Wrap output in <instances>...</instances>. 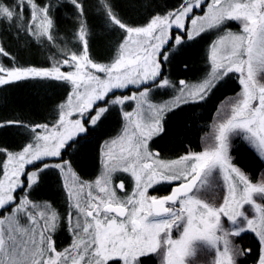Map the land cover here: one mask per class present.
<instances>
[{"label": "snow or ice", "instance_id": "6c2138e0", "mask_svg": "<svg viewBox=\"0 0 264 264\" xmlns=\"http://www.w3.org/2000/svg\"><path fill=\"white\" fill-rule=\"evenodd\" d=\"M79 21L72 34L79 47L60 49L63 59L52 57L51 67L0 64V86L27 80H53L71 85L67 99L57 106L51 124L26 125L0 122V127L20 126L31 142L19 151L0 147V264H144L159 254L162 264H190L198 251L215 253L212 264H236L251 252L234 242L253 234L259 244L257 264H264V177L253 181L233 163L231 136H239L264 159V0H182L174 10L150 16L134 26L103 0L108 22L123 33L111 63L94 62L89 55V31L83 0H68ZM52 0H0V24L37 41L56 45ZM190 22V27L186 24ZM238 22L241 30H228ZM209 29L223 32L209 46L211 70L201 82L179 81L173 104H153L152 87H174L162 77L168 50L196 40ZM0 55H10L0 43ZM67 66L72 71H62ZM94 70V71H93ZM97 73L104 74L103 78ZM239 74L241 92L225 105L226 114L214 126V143L201 152L189 151L165 162L149 150V141L165 132V117L174 107L205 101L229 74ZM129 85L142 88L132 96L109 93ZM136 101L134 111H123L124 126L101 147L104 171L94 182L82 181L64 154L78 137L95 130L107 118L110 106ZM98 102H103L100 106ZM218 114L220 109L217 110ZM77 114L79 118H73ZM50 158L58 162L49 163ZM31 167V170L29 169ZM50 169L63 178L70 211L66 226L71 243L58 249L53 235L62 217L50 202L31 198ZM130 173L131 194L121 198L125 184L113 185V174ZM222 178V203L201 197ZM180 183L170 195H149L160 182ZM24 195L17 200L16 193ZM227 222V227L225 223ZM179 232L173 238V231Z\"/></svg>", "mask_w": 264, "mask_h": 264}, {"label": "trees", "instance_id": "16d2710c", "mask_svg": "<svg viewBox=\"0 0 264 264\" xmlns=\"http://www.w3.org/2000/svg\"><path fill=\"white\" fill-rule=\"evenodd\" d=\"M181 2L182 0H110L115 11L126 22L133 23L134 26L146 23L152 15L174 10ZM52 3L54 4L56 45L53 46L47 41H37L23 31L17 32V29L12 26L0 24V43L10 53L8 57L0 55V64L6 67H11L13 63H16L19 66L46 68L54 62L50 58L63 59L60 49L75 51L79 47L72 39V34L79 23L73 6L68 0H52ZM83 3L89 31L90 58L98 63H111L118 42L122 38V32L113 28L108 22L102 6L103 0H83ZM99 39H102L101 47L98 44ZM205 41L203 36L188 41L189 43L184 46L189 45L191 49L189 48L183 52L184 54L182 53L183 55L171 59L170 63L168 60L165 70L162 64V74L167 71L168 77L172 80L180 78L194 80L201 77L202 72H207L206 47L208 42ZM192 51L194 54L187 57L186 54ZM195 64L198 65L200 72L197 77L193 72ZM229 77L233 76L229 75ZM227 80L228 78L220 81L205 101L187 103L169 112L165 117V132L151 142V147L165 156L172 155V159L179 158L189 151L199 152L200 140L207 133L217 108L225 97L233 95L237 91V89L226 85ZM67 92L66 84L53 80H27L0 86V122L22 121L26 125L51 124L57 118V106L65 101ZM129 92L130 89L120 95L129 94ZM109 97L111 95L107 98L109 99ZM99 104L101 106L103 102H99ZM115 112L112 117L108 115L94 131L90 128L87 135L78 137V143L64 154L63 158L72 162L73 170L82 181L91 183L100 174V145L105 138L114 135L121 128L122 116L118 110ZM29 142H31V134L26 128L20 126L0 127V147L10 151H19ZM233 154H235L233 163L244 172L249 173L250 178L254 181L264 168L263 161L252 155L248 149H244L243 152L235 150ZM246 154L252 155V165H248L250 161L243 156ZM2 162L3 158L0 154V163ZM51 162H58V158ZM1 172L2 168H0V175ZM47 174L51 179V184L46 186L41 184V188L38 187L36 191H33L31 198L39 202L52 203L62 217L59 227L64 226L67 213L64 206L68 203V197L63 191L57 171L50 169ZM16 196L18 197V195ZM57 198L61 199L63 209L57 202ZM59 227L53 235L55 241ZM253 237L251 233L243 237L244 246L252 247L249 255L250 260L257 253ZM66 240L67 235L64 241ZM56 244L59 243L56 241ZM143 259L144 264H157L152 256Z\"/></svg>", "mask_w": 264, "mask_h": 264}, {"label": "rangeland", "instance_id": "374dc122", "mask_svg": "<svg viewBox=\"0 0 264 264\" xmlns=\"http://www.w3.org/2000/svg\"><path fill=\"white\" fill-rule=\"evenodd\" d=\"M209 2H210V0H209ZM206 7H207V5L204 7V10H206ZM202 14L203 13H201L199 15H202ZM186 26L190 27V22L187 23ZM228 30L233 31V32H239L241 30V27H240L238 22H230V24L228 26ZM222 34H223V32H221V31H219L217 29H209V30H207V31H205L204 33L201 34V36H203L204 39L206 40L205 42L206 43L208 42L207 47H206L207 72L206 71L204 73L202 72L201 73L202 74L201 77L196 78L194 80L182 79V78L177 79V80H172L171 78L168 77V72L164 71L163 74H162V77L163 78H167L169 81H171V83L174 85V87H164V88L152 87L150 95H149L150 102L153 103V104H157V105H161V104H164V103H169V104H173V106H174V98L177 95H179L178 88H179V81L180 80H185L190 85H194V84H197V83L201 82L204 78H206L208 73L211 70L210 62L208 60L209 46H210V44L213 41H215ZM122 35H123V33H122ZM101 40L102 39H99V42H98L99 47H101V42H100ZM188 43L189 42H186L184 45H187ZM184 45L182 47H179V48H171V49L168 50L169 63H170L171 59L176 58L177 56H181V54L183 52H185L187 49L190 48L189 45L188 46H184ZM193 54H194V51L187 53L186 56L190 57ZM57 59H60V58H57ZM168 60L163 63L164 70L166 69V66L168 64ZM51 65H50V67H51ZM162 69H163V67H162ZM61 70L62 71H72L74 69H71V68H68L67 66H65V67H62ZM193 72L195 74V77L200 75L199 74L200 72H199L197 64H195V69H194ZM97 75H100L103 78L104 74L97 73ZM229 75H232L233 77H231V78L229 76L226 77V78H228L226 85L229 86L230 88L237 89V91L233 95L225 97L224 100L219 105V107L217 108V110L220 109V112L218 114V111L216 110L215 115L213 117V120H212L211 124L208 127L207 133L201 138V140H200V151L199 152L203 151L206 147H208V146H210V145H212L214 143V139H213L214 134H215L214 126L218 122V120H221V119L224 118V116L226 114L225 105H227L230 102H232L234 100V98H236L237 95L241 92V85L239 84V79H238L239 74L232 73V74H229ZM226 78H224V79H226ZM56 82H58V81H56ZM59 83L64 84V85L66 84V86H68V92H67V95H66V99H67L68 94L71 92V85H69L67 83H64V82H59ZM129 89H130L129 94L120 95V93H124L127 90H129ZM141 90H142V88H139L136 85H129L128 87L123 88V89H115V90H113V92H112L113 94L109 93V95H111V97H109V99L106 97V99L110 100V99L115 98L116 96H132L134 94H138L139 91H141ZM114 93H116V94H114ZM183 105L184 104L182 103L180 105V107L183 106ZM101 106H103V105H101ZM135 107H136V101H131V100L125 102L124 105L110 106V111L107 114V116L109 115V116L112 117V115L116 113L115 112L116 110H118L120 112L121 116H122V112L123 111H134ZM177 108H179V107H174V110H176ZM73 118L75 119V118H79V117H78L77 114H74ZM123 126H124V120H123V116H122V118H121V126H120L121 128L119 129V131L117 133H115L114 135L108 136L107 138H105L102 141L101 145H100L99 157H100V168H101V170H100L99 176L104 171V163H103L104 158L101 155V147H102V145L104 144L105 141H108V140L116 138L121 133V131L123 129ZM156 137L157 136L153 137L149 141V150L150 151L152 150V148L150 147V144H151L152 140L154 138H156ZM244 149H248L252 153V155H255L256 157H259L263 161V164H264V159L261 158V154L258 153L254 148L249 146V144L246 141H244L239 136H235V135L231 136L229 154L232 157L233 161L235 159V156H234L235 154H233V152L235 150L238 151V152H240V151L243 152ZM252 155L251 154L250 155L249 154L243 155L248 161H250V163H248V161L244 160L246 163H248V165H252V160H251ZM243 156H242V158H243ZM2 158H3V161H4L6 159V156L2 154ZM55 159H57V158H50L48 160V162L52 163L51 161L55 160ZM28 170H31L30 166H29ZM56 171H57L58 177L61 180V185H62L63 191L66 194V191H65V188H64V183H63V178L60 176L58 170H56ZM246 174L250 177L249 173H246ZM1 175H2V172H1ZM215 175H216V182L214 183V185L210 189H208L207 191H202L200 195H201L202 198H204L209 203L220 204V203H222L223 196L225 195V186L223 184V181H222V178L220 177V175L218 173H216ZM262 177H264V168H263L261 173L258 175V177L254 181H258ZM121 178L125 179V181H126V185H125L126 190L123 193L117 192V195L120 196L121 198H124L126 195L131 194V192L133 191L134 178L130 175V173L117 172V173L113 174V185H115L116 181L120 180ZM50 180L51 179H50L49 175L46 174L44 176L42 184L45 185V186L47 184H51ZM174 182H178V181H174ZM171 183H173V182H171ZM167 184H170V183L169 182H160L158 184H154L153 187L149 189V191H153V192H151V193L148 192V194L155 196V194H153V193L157 192L156 189L160 188L162 186H165ZM41 186H39V188H41ZM33 191H36V189L33 190ZM33 191H31V196H32ZM16 195H18L17 200H19V198L22 197L24 195V193L18 191L16 193ZM33 198H34V196H33ZM57 202L60 204L61 209H63V203H62L61 199L57 198ZM64 207L67 210V212L70 211V209L68 207V203H66ZM0 214L7 215L8 213H3L2 210H0ZM66 223L67 222H66V219H65V225L59 227L58 233L56 235V241L59 243L58 245L56 244L58 249H62L64 247H67L71 243V235L68 232ZM225 226L226 227L228 226L227 222L225 223ZM66 235H67V240L64 241L66 239ZM178 236H179V232L174 230L173 231V238H177ZM53 239H54V236H53ZM234 242H235V238H234ZM151 256L154 257V259H155L154 261L157 262V264H162V258H161V256L159 254H153ZM214 257H215V253L214 252H210L208 250L202 249V250L198 251V253H197L196 257L194 258V260L190 261V264H212V261L214 260ZM239 258H241V256L237 257L236 264H237V261H238Z\"/></svg>", "mask_w": 264, "mask_h": 264}, {"label": "flooded vegetation", "instance_id": "af4514ba", "mask_svg": "<svg viewBox=\"0 0 264 264\" xmlns=\"http://www.w3.org/2000/svg\"><path fill=\"white\" fill-rule=\"evenodd\" d=\"M209 2V0H205V3H204V5L202 6V8H199V9H195V14L196 15H199V14H201V13H203V11H204V7L207 5V3ZM159 136V135H158ZM157 136V137H158ZM155 139V138H154ZM153 139V140H154ZM152 140V141H153ZM150 147H151V144H150ZM152 148V152L153 153H158V158H159V160H163V161H165V162H168V161H173V160H176L177 158H175V159H172L173 157H172V155L171 156H165V155H163L160 151H158L157 149H155V148H153V147H151ZM174 156H177V155H174ZM123 182L125 185H126V181H125V179H120V180H117L116 181V183H115V185L118 183V182ZM180 182L178 181V182H173V183H170V184H167V185H165V186H162V187H160V188H157L156 190H157V192L156 193H153V194H155V196L156 197H163V196H167V195H169L170 193H171V191H172V188L174 187V186H176V185H178ZM125 190H126V187H125ZM124 190V191H125ZM123 191V192H124ZM123 192H121V193H123ZM150 193L151 192H153V191H149ZM254 236V235H253ZM254 238V240H255V242H256V246H257V253H256V255L253 257V259H251L250 260V258H249V255H250V253L249 254H247V255H245V256H241V258H239L238 259V261H237V264H257V259H258V255H259V244H258V241L256 240V238L255 237H253ZM235 243L237 244V245H239L240 247H243V248H249V247H246V246H244V243H243V239H239V238H235ZM250 246V245H249ZM250 249H252V247L250 246ZM248 257V258H247ZM249 259V260H248ZM247 261V262H246ZM246 262V263H245Z\"/></svg>", "mask_w": 264, "mask_h": 264}, {"label": "water", "instance_id": "95a60500", "mask_svg": "<svg viewBox=\"0 0 264 264\" xmlns=\"http://www.w3.org/2000/svg\"><path fill=\"white\" fill-rule=\"evenodd\" d=\"M118 183H120V182H118ZM118 183H117V184H118ZM176 186H177V185H176ZM176 186H174V187L172 188V191H173V189H174ZM172 191H171V192H172ZM118 192H123V191H118ZM170 194H171V193H170ZM170 194H169V195H170Z\"/></svg>", "mask_w": 264, "mask_h": 264}]
</instances>
